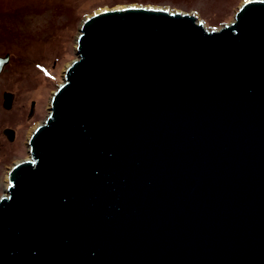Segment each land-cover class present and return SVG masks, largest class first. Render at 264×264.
I'll list each match as a JSON object with an SVG mask.
<instances>
[{"label":"water","instance_id":"1","mask_svg":"<svg viewBox=\"0 0 264 264\" xmlns=\"http://www.w3.org/2000/svg\"><path fill=\"white\" fill-rule=\"evenodd\" d=\"M79 31L0 198V264H264V0L220 30L128 6Z\"/></svg>","mask_w":264,"mask_h":264},{"label":"rangeland","instance_id":"2","mask_svg":"<svg viewBox=\"0 0 264 264\" xmlns=\"http://www.w3.org/2000/svg\"><path fill=\"white\" fill-rule=\"evenodd\" d=\"M244 0H0V55L11 54L0 74V198L6 195V174L28 159L33 131L50 116L55 91L67 66L77 59L80 26L92 14L128 6L165 8L194 14L209 31L233 23ZM4 92L13 106H3ZM33 113L30 115L32 104ZM5 128L15 130L8 140Z\"/></svg>","mask_w":264,"mask_h":264},{"label":"bare ground","instance_id":"3","mask_svg":"<svg viewBox=\"0 0 264 264\" xmlns=\"http://www.w3.org/2000/svg\"><path fill=\"white\" fill-rule=\"evenodd\" d=\"M247 1H252V0H244V4L245 2ZM158 9H161V8H158ZM163 10H167L165 8H163ZM175 12V11H174ZM29 147V146H28ZM20 162V161H19ZM18 163V162H17ZM11 173H12V168L9 169V171L7 172L6 174V181L9 182L10 181V176H11Z\"/></svg>","mask_w":264,"mask_h":264},{"label":"flooded vegetation","instance_id":"4","mask_svg":"<svg viewBox=\"0 0 264 264\" xmlns=\"http://www.w3.org/2000/svg\"><path fill=\"white\" fill-rule=\"evenodd\" d=\"M0 56H1V55H0ZM10 61H11V59H10ZM8 64H10V62H9ZM5 68H6V66H5ZM5 68H4V69H5ZM3 71H4V70H3Z\"/></svg>","mask_w":264,"mask_h":264}]
</instances>
